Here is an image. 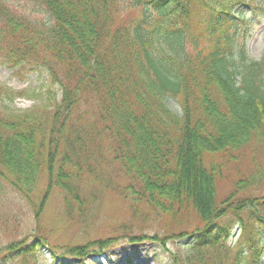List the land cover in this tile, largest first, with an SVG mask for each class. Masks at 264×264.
Wrapping results in <instances>:
<instances>
[{"label":"trees","instance_id":"16d2710c","mask_svg":"<svg viewBox=\"0 0 264 264\" xmlns=\"http://www.w3.org/2000/svg\"><path fill=\"white\" fill-rule=\"evenodd\" d=\"M126 1L27 0L40 10L24 13L0 0V66L14 76L42 72L50 87L41 98L0 84V192L5 179L32 198L42 182L38 218L54 189L80 216L109 191L134 218L123 236L67 246L63 262L46 263V238L34 235L0 247V264H95L91 253L121 238L171 240L176 251L165 264H260L264 195L248 192L264 177V58L236 65L229 34L241 6L264 8L248 0ZM19 97L37 101L17 110ZM247 150L256 169L217 202V178ZM144 209L194 216L196 227L138 238L147 234L137 224L149 217Z\"/></svg>","mask_w":264,"mask_h":264},{"label":"rangeland","instance_id":"374dc122","mask_svg":"<svg viewBox=\"0 0 264 264\" xmlns=\"http://www.w3.org/2000/svg\"><path fill=\"white\" fill-rule=\"evenodd\" d=\"M11 6L19 8L24 13L39 11V7L33 9V5L27 0H5ZM124 1L126 6V0ZM253 2L254 6L264 8V0H248ZM137 12L133 11L132 15ZM41 15V14H40ZM43 15V14H42ZM236 24L232 26L229 37V53L236 65H241L243 59L249 62L260 61L264 58V10L254 9L250 6H241L236 14ZM15 70L10 71L6 67L0 66V84L12 88L14 91L27 89L30 95L43 94L50 90L47 75L42 72H32L27 75L14 76ZM23 77V78H22ZM44 87V88H43ZM36 99L17 98L13 106L18 110H27L36 103ZM167 107L177 115H181L180 107L172 100H167ZM257 158L264 168V145L258 149ZM254 150L243 151L239 159L230 165H226L216 183V201L226 197L230 190H233L238 179H249L251 173L255 170ZM44 175H42L43 179ZM258 188H249L248 194L253 197L264 195V177ZM125 181L123 178L119 182ZM0 192V247L12 243L13 241H22L28 237L30 240L34 235L46 238L45 246L40 254L46 263L51 262L54 257L57 262H63L65 257L64 249L67 246L78 247L88 245L89 243L110 239V237L123 236L125 231L122 227H129L134 220L129 216L128 207L123 203L122 198L111 194L109 191L99 197L91 206L87 208V214L80 216L77 210L71 214L65 209V205L58 190L54 191L47 198L48 201L41 208L40 216H35L33 205H40L39 198L45 190L41 182L37 187L33 197L26 198L15 192L5 179H1ZM148 219L141 217L137 224L145 227V233L137 232V237L143 235L153 237V235L164 236V234L178 230L192 229L196 227L195 217L170 219L165 216L149 213ZM129 240H118L117 244L109 250L92 254L87 262L92 261L95 264H165L173 261L171 253H175L176 248L171 240L161 244L156 241L143 240L139 242H127ZM94 250V249H93ZM103 256V257H101ZM97 257V259H95ZM74 260H79L78 258ZM260 264H264V259Z\"/></svg>","mask_w":264,"mask_h":264},{"label":"water","instance_id":"95a60500","mask_svg":"<svg viewBox=\"0 0 264 264\" xmlns=\"http://www.w3.org/2000/svg\"><path fill=\"white\" fill-rule=\"evenodd\" d=\"M101 257H103V256H101ZM95 259H97V257Z\"/></svg>","mask_w":264,"mask_h":264}]
</instances>
